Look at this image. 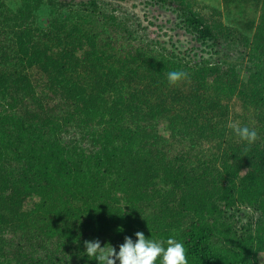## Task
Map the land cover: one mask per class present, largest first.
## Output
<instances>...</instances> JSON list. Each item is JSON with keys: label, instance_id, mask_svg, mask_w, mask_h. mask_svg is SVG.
I'll return each mask as SVG.
<instances>
[{"label": "trees", "instance_id": "obj_1", "mask_svg": "<svg viewBox=\"0 0 264 264\" xmlns=\"http://www.w3.org/2000/svg\"><path fill=\"white\" fill-rule=\"evenodd\" d=\"M8 1L0 264H98L85 241L118 251L138 231L175 235L189 264H264V15L250 39L189 0H148L191 37L163 53L113 15L58 14L44 28L43 0ZM237 44L253 66L246 83L235 82ZM172 70L188 78L169 85ZM229 125L254 127L259 139L248 146Z\"/></svg>", "mask_w": 264, "mask_h": 264}, {"label": "rangeland", "instance_id": "obj_2", "mask_svg": "<svg viewBox=\"0 0 264 264\" xmlns=\"http://www.w3.org/2000/svg\"><path fill=\"white\" fill-rule=\"evenodd\" d=\"M88 0H43V6L37 13L36 22L40 27L46 28L53 16L61 15L66 18L72 12H81L92 15L98 21L103 22L112 15L119 18L123 27L133 34L134 39L145 41L155 40V48L160 52L166 53L171 50L175 43H187L191 37L180 29L178 18L171 9L160 7L159 5L148 4V0H99V7L94 9L85 7L82 3ZM193 7L203 14L212 15L221 20L225 27L236 29L237 32L245 37L252 39L258 32L261 19L264 15V0H189ZM8 6L17 9L15 0H9ZM148 4V5H147ZM125 21V22H124ZM140 23V27L138 25ZM145 27L147 29H141ZM149 39V40H148ZM157 46V47H156ZM200 45L191 43V48ZM163 48H165L163 50ZM238 73V83L249 82L252 67L247 55V49L243 45H236L233 48ZM81 134V133H79ZM75 137L71 133L70 140ZM85 137V136H84ZM69 140V138H68ZM84 148L89 149L90 144H83ZM242 212L246 216H255L253 210L246 206H235L232 210ZM248 214V215H247ZM264 256V255H263Z\"/></svg>", "mask_w": 264, "mask_h": 264}, {"label": "clouds", "instance_id": "obj_3", "mask_svg": "<svg viewBox=\"0 0 264 264\" xmlns=\"http://www.w3.org/2000/svg\"><path fill=\"white\" fill-rule=\"evenodd\" d=\"M188 74L183 70H172L167 73L169 85H177L186 80ZM232 128L239 141L251 146L259 139L254 127L234 126ZM122 231V229H120ZM85 251L82 252L89 260L95 259L98 264H189L186 248L175 235L167 238H148L143 232L135 233V240L126 236L117 251L111 244L101 246L97 240L85 241ZM82 255V256H83Z\"/></svg>", "mask_w": 264, "mask_h": 264}]
</instances>
